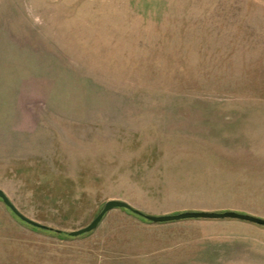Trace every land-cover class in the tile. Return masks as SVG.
<instances>
[{
  "label": "rangeland",
  "instance_id": "rangeland-1",
  "mask_svg": "<svg viewBox=\"0 0 264 264\" xmlns=\"http://www.w3.org/2000/svg\"><path fill=\"white\" fill-rule=\"evenodd\" d=\"M0 189L50 227L0 201V264H264L234 219L67 234L264 218V0H0Z\"/></svg>",
  "mask_w": 264,
  "mask_h": 264
},
{
  "label": "water",
  "instance_id": "water-1",
  "mask_svg": "<svg viewBox=\"0 0 264 264\" xmlns=\"http://www.w3.org/2000/svg\"><path fill=\"white\" fill-rule=\"evenodd\" d=\"M0 201L12 212V214H14L18 219H20L24 223L37 227V228H42V229L50 228L44 224L36 222L24 216L23 214H21L14 207V205L9 201V199L6 197V195L1 189H0ZM111 208H123L150 222H165V221L191 219V218H194V219L196 218L198 219H234V220H239V221H246V222L253 223V224L264 227V218L257 217V216L247 214V213L238 212L235 210H217V211L182 210V211H178L175 213H164V214L153 215V214L144 213L136 208H133L131 205H129L127 202L123 200L111 198V199L105 200L102 203L100 209L96 212L93 218L86 225L78 229L67 231V234L70 236H76V235L92 230L93 228L96 227L97 223L100 221L104 213ZM55 231H58V230L55 229Z\"/></svg>",
  "mask_w": 264,
  "mask_h": 264
},
{
  "label": "crops",
  "instance_id": "crops-1",
  "mask_svg": "<svg viewBox=\"0 0 264 264\" xmlns=\"http://www.w3.org/2000/svg\"><path fill=\"white\" fill-rule=\"evenodd\" d=\"M34 75L32 76V78L30 76L26 77L25 79H20V83L23 84V88L21 90V94L23 99H30L31 95H32V98H34V88H32V91L29 87L30 83H34ZM32 80V82L30 81ZM27 85V87H25L24 85Z\"/></svg>",
  "mask_w": 264,
  "mask_h": 264
},
{
  "label": "trees",
  "instance_id": "trees-1",
  "mask_svg": "<svg viewBox=\"0 0 264 264\" xmlns=\"http://www.w3.org/2000/svg\"><path fill=\"white\" fill-rule=\"evenodd\" d=\"M123 209V208H122ZM125 210V209H124ZM142 218V217H141Z\"/></svg>",
  "mask_w": 264,
  "mask_h": 264
}]
</instances>
